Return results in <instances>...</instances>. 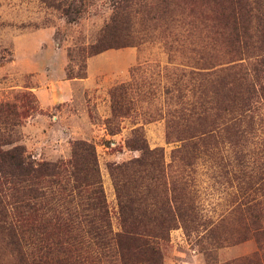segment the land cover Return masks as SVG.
Wrapping results in <instances>:
<instances>
[{
    "label": "rangeland",
    "instance_id": "obj_1",
    "mask_svg": "<svg viewBox=\"0 0 264 264\" xmlns=\"http://www.w3.org/2000/svg\"><path fill=\"white\" fill-rule=\"evenodd\" d=\"M56 1L0 0V105L17 113L9 128L0 113V149L13 141L37 166L94 146L116 230L111 168L161 150L165 171L142 174L146 212L185 220L160 242L163 264H264V101L233 136L222 73L244 65L251 79L254 66L251 49L229 42L236 6L139 0L105 32L112 0ZM252 28L259 36L262 22ZM99 42L115 48L88 56ZM0 264H25L2 230Z\"/></svg>",
    "mask_w": 264,
    "mask_h": 264
},
{
    "label": "trees",
    "instance_id": "obj_2",
    "mask_svg": "<svg viewBox=\"0 0 264 264\" xmlns=\"http://www.w3.org/2000/svg\"><path fill=\"white\" fill-rule=\"evenodd\" d=\"M42 1L61 8L56 0ZM136 1L139 0H112L115 26L109 25L105 32L115 28L122 13H128ZM227 1L238 11L236 16L234 10V33L229 38L233 53L243 49L253 51L251 79L241 72L244 65H233L222 71L224 81L230 80L227 85L232 95L229 131L233 136H244L243 124L264 101V0ZM255 19L262 22L259 36L251 34ZM113 48L99 42L91 47L88 56ZM0 113L8 128L15 125L9 119L17 113L2 104ZM211 138L207 135L203 142ZM3 145L9 148L0 149V230L16 246L25 264H163L159 244L167 240L178 222L185 220L181 216L146 212L148 196L142 190L146 184L142 174L150 169L165 171L161 150L138 149L142 152L140 158L111 168L119 199L121 228L116 230L94 146L76 142L70 161L35 166L26 160L22 146L10 140ZM253 172L244 176L254 179ZM30 247H33L31 251Z\"/></svg>",
    "mask_w": 264,
    "mask_h": 264
}]
</instances>
